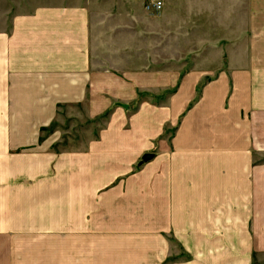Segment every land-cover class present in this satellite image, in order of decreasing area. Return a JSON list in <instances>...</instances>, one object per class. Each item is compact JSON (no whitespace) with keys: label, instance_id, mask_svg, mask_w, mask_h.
Returning <instances> with one entry per match:
<instances>
[{"label":"crops","instance_id":"crops-1","mask_svg":"<svg viewBox=\"0 0 264 264\" xmlns=\"http://www.w3.org/2000/svg\"><path fill=\"white\" fill-rule=\"evenodd\" d=\"M149 1L0 0V264H264V0H160L156 15ZM163 34L239 53L212 79L179 77L157 153L131 137L50 152L59 107L143 79L134 58ZM119 192L158 215H103Z\"/></svg>","mask_w":264,"mask_h":264},{"label":"rangeland","instance_id":"rangeland-1","mask_svg":"<svg viewBox=\"0 0 264 264\" xmlns=\"http://www.w3.org/2000/svg\"><path fill=\"white\" fill-rule=\"evenodd\" d=\"M175 45L173 34L169 37L164 34L162 37L152 35L148 51L149 64L145 51V58L136 56L135 66H131L134 68L135 77L143 76V79L128 80L125 74L118 73L120 79L104 82L102 96L89 97L83 104L60 106L53 124L42 131V140L55 137L49 151L59 157L63 154L85 153L98 143L97 148H107L111 152L112 149L118 150L122 145L99 143L109 142L105 141L106 139L131 137L135 138V142L138 139L150 141L151 143L146 145L148 151L157 153V140L160 137L173 136L176 130V119L169 111V100L176 90L179 77L199 71L208 74L204 81L212 79L223 69L232 67L228 63L229 56L232 58L239 53L237 48L192 50L178 49ZM139 162H143V157L133 164V170L138 169ZM125 180L126 177H120L118 182L121 185ZM116 184L117 181L114 186ZM109 187L111 184L106 186ZM105 191L109 192L110 189ZM117 195L118 197L114 194L106 195L103 215H106L107 211L108 216L134 217L135 222L141 221L143 216L158 215L153 208L151 214L147 210L144 211L142 193L124 197V194L119 192Z\"/></svg>","mask_w":264,"mask_h":264},{"label":"built area","instance_id":"built-area-1","mask_svg":"<svg viewBox=\"0 0 264 264\" xmlns=\"http://www.w3.org/2000/svg\"><path fill=\"white\" fill-rule=\"evenodd\" d=\"M164 7V4L160 0H151L147 2L145 5V10L150 14V15H156L159 14Z\"/></svg>","mask_w":264,"mask_h":264},{"label":"water","instance_id":"water-1","mask_svg":"<svg viewBox=\"0 0 264 264\" xmlns=\"http://www.w3.org/2000/svg\"><path fill=\"white\" fill-rule=\"evenodd\" d=\"M154 157V154H150V153H147L143 156V162H148L150 161L151 159H153Z\"/></svg>","mask_w":264,"mask_h":264}]
</instances>
